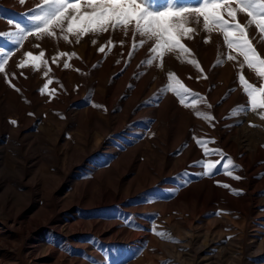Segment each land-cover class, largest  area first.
<instances>
[{
    "label": "rangeland",
    "instance_id": "obj_1",
    "mask_svg": "<svg viewBox=\"0 0 264 264\" xmlns=\"http://www.w3.org/2000/svg\"><path fill=\"white\" fill-rule=\"evenodd\" d=\"M40 2L0 1L1 24L31 30L29 10ZM196 27L182 41L189 53L151 65L143 61L155 55L152 42L131 32L79 41L58 28L22 41L0 34L9 48L0 72L9 123L0 137V264H264V109L252 110L239 76L256 86L264 78L241 66L222 33ZM254 46L264 55V42ZM169 72L190 89L187 107L165 90ZM14 129L18 144L7 139ZM198 161L219 163L201 175Z\"/></svg>",
    "mask_w": 264,
    "mask_h": 264
},
{
    "label": "snow or ice",
    "instance_id": "obj_2",
    "mask_svg": "<svg viewBox=\"0 0 264 264\" xmlns=\"http://www.w3.org/2000/svg\"><path fill=\"white\" fill-rule=\"evenodd\" d=\"M19 3L23 5L26 0H19ZM238 14L245 16L244 22L238 19ZM28 19L33 22L31 30L26 31L18 22L8 20L9 25L14 24L16 32H7L4 35L22 41L26 36L35 35L38 38L52 36L58 28L79 41L80 37L89 33L98 35L109 30L113 33L118 30L124 31L125 34L131 32L134 37L140 39L142 45L146 41L152 42L150 51L155 55L143 61L150 65L156 58L162 60L165 54L176 53L183 56L189 53V48L182 41L191 39L197 31L196 26L202 24L206 32L222 33L223 43L227 48L237 53L239 57H243L241 66L246 65L248 69L253 70L257 78H264V55L254 46L256 40L264 42V0H165L164 4L159 6L155 0H41L36 4L35 9L29 10ZM252 26L255 27L257 36L251 35ZM68 38V35L64 36L65 40ZM135 47L133 45L134 50ZM99 51L104 52V47H100ZM0 54L4 57L3 62L0 63V72H4V64L8 62L9 53L0 48ZM25 55L32 60H39L44 53L33 56L31 52H27ZM227 59L236 60L237 56L229 54ZM189 63L197 68L200 67L194 59ZM19 66L23 67V62ZM63 67L67 69L69 64L65 63ZM167 80L165 90L174 93L180 103L187 107L185 97L192 95L190 89L171 72L167 74ZM239 80L243 91L247 93V103L251 104L252 110L255 112L257 109H264V84L256 86L243 74L239 76ZM49 83L51 81L40 89L41 94L48 89ZM52 93H55V89H52ZM195 106L196 102L193 101L192 107ZM196 114L202 115L200 112ZM204 118L211 119L207 115H204ZM260 118L264 119V112L260 113ZM11 123L15 124L16 121ZM196 143L206 145L207 141L198 139ZM212 154L213 152H209L205 147V155ZM197 163H202L204 171L201 175H211L219 161ZM230 164L229 159L225 169ZM226 174L232 175L231 172ZM233 179L239 180L241 177L234 176ZM223 187L228 188L229 185L224 184ZM233 194L239 193L233 190ZM155 234L161 237L166 235L163 232Z\"/></svg>",
    "mask_w": 264,
    "mask_h": 264
},
{
    "label": "bare ground",
    "instance_id": "obj_3",
    "mask_svg": "<svg viewBox=\"0 0 264 264\" xmlns=\"http://www.w3.org/2000/svg\"><path fill=\"white\" fill-rule=\"evenodd\" d=\"M0 1H2V0H0ZM21 7H23V5H21V4H16V8H21ZM11 28H10V26H9V28H5V26L4 25H2L1 24V22H0V34H4V33H6L7 31H9ZM9 48H7L4 52H7V50H8ZM3 57V55L2 54H0V58H2ZM8 57V56H7ZM2 60V59H1ZM10 62H12V61H10ZM227 86V85H226ZM221 91V90H220ZM222 95H223V93H222ZM220 97V96H219ZM212 99H214V98H212ZM208 100V99H207ZM214 101V100H213ZM232 103V102H231ZM234 103V102H233ZM232 103V104H233ZM215 105V104H214ZM229 104H227V106H228ZM231 106V105H230ZM163 108V107H162ZM226 108V107H225ZM3 108L1 107V105H0V137L2 138V137H4V134H6V129L8 130V128L9 127H7L8 126V122H6V121H4L5 119H3L4 118V115H3ZM205 111V110H204ZM165 112V111H164ZM212 112V111H211ZM210 112V113H211ZM225 112V111H224ZM210 113H209V115H210ZM208 115V114H207ZM217 118V117H216ZM219 121V120H218ZM19 138V135H18V133H15V129L14 130H12V131H10V132H8L7 133V139H8V141L9 142H11V143H15V144H18L17 143V139ZM15 152H18L20 149L19 148H14L13 149ZM68 153V152H67ZM69 155V154H68ZM71 157V156H70ZM126 163V162H125ZM131 163V162H130ZM22 166V165H21ZM22 168H24V167H22ZM7 197V196H6ZM6 201V200H5ZM33 204V201H32V193H31V195L29 196V199H28V201H27V203L22 207V209L20 210L21 212H24V211H27V209L31 206ZM6 206V205H5ZM5 206H3V207H5ZM2 209V208H1ZM20 213V212H19ZM16 215V214H15ZM18 215H20V214H18Z\"/></svg>",
    "mask_w": 264,
    "mask_h": 264
}]
</instances>
